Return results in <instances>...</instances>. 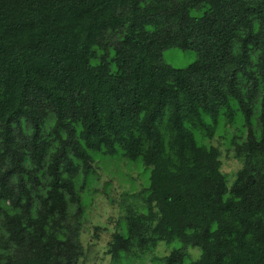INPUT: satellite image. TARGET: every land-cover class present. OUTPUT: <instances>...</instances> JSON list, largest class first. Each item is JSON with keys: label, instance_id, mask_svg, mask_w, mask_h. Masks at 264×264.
I'll use <instances>...</instances> for the list:
<instances>
[{"label": "trees", "instance_id": "obj_1", "mask_svg": "<svg viewBox=\"0 0 264 264\" xmlns=\"http://www.w3.org/2000/svg\"><path fill=\"white\" fill-rule=\"evenodd\" d=\"M107 162L143 179L116 264H264V0H0V264H78Z\"/></svg>", "mask_w": 264, "mask_h": 264}, {"label": "rangeland", "instance_id": "obj_2", "mask_svg": "<svg viewBox=\"0 0 264 264\" xmlns=\"http://www.w3.org/2000/svg\"><path fill=\"white\" fill-rule=\"evenodd\" d=\"M163 57L164 61L173 67L183 68L194 60L195 55L190 51L171 49L165 51ZM213 145H217L221 150V172L226 175L230 187L235 181L237 170L241 167V161L236 159L233 149L226 146L223 141L214 140ZM129 169L125 162L95 163L94 171L98 181L90 199L91 205L86 211L87 220L79 236L83 257L78 264H116L108 252L110 243L118 230L119 222L127 214L126 203H132L131 196L143 189V179L136 170ZM126 195L128 200L125 199ZM176 246V241L170 244L160 243L153 254L156 257L167 256ZM187 251L193 260L200 257L198 248L188 247ZM149 259L151 257L143 260L139 258L132 264H150Z\"/></svg>", "mask_w": 264, "mask_h": 264}]
</instances>
